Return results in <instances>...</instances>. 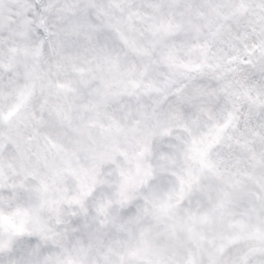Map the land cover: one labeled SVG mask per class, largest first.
Masks as SVG:
<instances>
[{"label":"snow or ice","instance_id":"1","mask_svg":"<svg viewBox=\"0 0 264 264\" xmlns=\"http://www.w3.org/2000/svg\"><path fill=\"white\" fill-rule=\"evenodd\" d=\"M250 6L264 9V0H0V264H264V39L248 44L256 24L236 20ZM205 32L212 41L228 36L238 54L209 63L212 44L197 39L192 46L204 62L185 63L178 51ZM92 34L129 61L131 78L118 91L96 75L70 88L39 59L25 62L57 46L71 51ZM178 68L198 76L181 79ZM157 72L163 87L150 79ZM51 88L77 93L97 119L74 124L50 103ZM150 93L160 94L157 103L182 104L183 112L132 157L136 185L151 176L139 163L146 154L165 159L181 144L192 161L176 176L179 190L152 210L128 192L126 151H95L83 141L71 153L65 147L102 117L109 130L123 131L115 113L135 107L144 115ZM40 144L61 154L65 167L39 153L35 166L26 164Z\"/></svg>","mask_w":264,"mask_h":264},{"label":"clouds","instance_id":"2","mask_svg":"<svg viewBox=\"0 0 264 264\" xmlns=\"http://www.w3.org/2000/svg\"><path fill=\"white\" fill-rule=\"evenodd\" d=\"M251 3H254V0H250V5ZM10 8L11 4L6 3L5 10L7 11ZM230 13L231 9H229ZM262 15H264V9L251 8L250 6V10L246 15L237 14L236 16V20L243 18L246 22L251 21L256 24L255 28L251 29L244 37L248 44H252L254 40L256 43H259L261 39H264V22L256 23V18ZM140 27L142 28L143 25ZM137 32H139V29H137ZM128 34L130 36L134 35L133 33ZM197 39L209 40L212 44V48L207 53L209 63L223 65L230 55L238 54L234 53L232 47L229 46L230 40L226 35L217 38L216 41H212L206 32L199 34V36L193 34L192 38L177 53L178 57L185 63L202 64L204 62L205 57L202 50L192 46V41ZM137 43L138 45L143 44L139 38H137ZM36 59H39L42 64L51 67L52 79L55 82L64 83L70 88L77 90L82 87L81 80L90 79L92 75L111 81L112 87L110 91H118L123 86V82L131 78L126 75L130 67L129 61L122 55L117 56L110 45L99 44L95 34H92L91 38L82 37L78 47L71 51L57 46L48 56L40 58L28 57L25 62L31 65ZM80 68H83L84 71H77ZM40 71L41 69L38 67L36 74L39 75ZM176 72L178 74H186L181 75V79H186L187 76H198V73L188 72L182 68L176 69ZM162 76L163 73L157 72L150 79L155 81L157 86L163 87ZM227 79H229V76L226 74L225 80ZM37 94H39L38 91ZM46 94L49 97L50 103L57 107H62L70 115L74 124L97 119L96 110H86L79 105L75 99L77 93L70 92L67 89L51 88L46 91ZM183 94L186 95L187 92ZM221 95L223 94L218 93L215 97L204 98L202 106L206 108L212 106ZM159 100V93H150L147 97H144L142 102L145 107L141 110L144 115H140L135 107L128 111L116 112V119L119 121L123 131L109 130L107 125L111 121L102 117L95 126L88 125L82 137H73L65 143V147L69 153L78 150L81 141L95 151H103L106 148H119L126 151L129 159L124 161L123 167L128 169L133 177L128 192L141 198V205L148 207L149 210L158 207L168 199L170 194L179 190L176 176L183 174L184 170L192 163L184 150L185 146L181 144H177L172 152L168 154V158L165 159H160L155 155V152L152 155L146 154L139 163L142 167L150 166L151 176L147 183L139 186L136 185L138 178L136 177L135 166L137 161L132 159V157L140 151L141 147L148 140L154 142L159 139V128L168 126L169 124L174 125L176 117L183 112L182 104L172 101L157 103ZM100 110L103 111L102 106ZM101 124L104 127H101ZM151 133H157V135H150ZM186 138L190 139V137ZM260 150L264 151V147H261ZM30 152L33 154V158L25 161L29 166L36 165L35 155L39 153L53 167H65L61 154L43 144L32 145ZM87 155L89 153H81L82 157ZM116 191L115 185L108 186V192L113 194L111 196L112 199L116 198L114 195ZM54 193L55 188L51 187L49 195L52 196ZM145 196L148 198L146 202L143 200Z\"/></svg>","mask_w":264,"mask_h":264}]
</instances>
